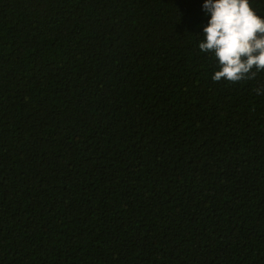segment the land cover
I'll use <instances>...</instances> for the list:
<instances>
[{"label":"trees","instance_id":"obj_1","mask_svg":"<svg viewBox=\"0 0 264 264\" xmlns=\"http://www.w3.org/2000/svg\"><path fill=\"white\" fill-rule=\"evenodd\" d=\"M203 3L0 0V264H264V72L211 79Z\"/></svg>","mask_w":264,"mask_h":264},{"label":"clouds","instance_id":"obj_2","mask_svg":"<svg viewBox=\"0 0 264 264\" xmlns=\"http://www.w3.org/2000/svg\"><path fill=\"white\" fill-rule=\"evenodd\" d=\"M202 9L210 18L198 47L218 62L211 79L235 84L264 72V16L251 0H204Z\"/></svg>","mask_w":264,"mask_h":264}]
</instances>
